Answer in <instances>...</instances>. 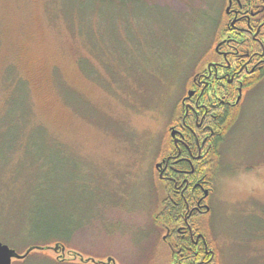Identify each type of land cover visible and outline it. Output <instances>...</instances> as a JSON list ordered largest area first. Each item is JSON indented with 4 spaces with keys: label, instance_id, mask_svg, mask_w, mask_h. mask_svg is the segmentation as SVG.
Masks as SVG:
<instances>
[{
    "label": "rangeland",
    "instance_id": "374dc122",
    "mask_svg": "<svg viewBox=\"0 0 264 264\" xmlns=\"http://www.w3.org/2000/svg\"><path fill=\"white\" fill-rule=\"evenodd\" d=\"M227 4L0 0V240L50 246L13 264H165L150 159ZM241 112L215 174L217 261L264 264V78Z\"/></svg>",
    "mask_w": 264,
    "mask_h": 264
},
{
    "label": "flooded vegetation",
    "instance_id": "af4514ba",
    "mask_svg": "<svg viewBox=\"0 0 264 264\" xmlns=\"http://www.w3.org/2000/svg\"><path fill=\"white\" fill-rule=\"evenodd\" d=\"M215 25L219 40L182 82L167 134L150 159L165 264H219L211 209L221 147L248 88L264 78V0H228ZM100 262L116 264L113 257Z\"/></svg>",
    "mask_w": 264,
    "mask_h": 264
},
{
    "label": "water",
    "instance_id": "95a60500",
    "mask_svg": "<svg viewBox=\"0 0 264 264\" xmlns=\"http://www.w3.org/2000/svg\"><path fill=\"white\" fill-rule=\"evenodd\" d=\"M240 100H241V96H239L238 101ZM59 248L60 247L57 244L54 249L59 250ZM31 251L32 249L29 248L28 250H26L25 253H19L15 248L11 247L9 244L4 243L3 241L0 240V264H13L14 259H18V260L25 259L31 253Z\"/></svg>",
    "mask_w": 264,
    "mask_h": 264
},
{
    "label": "trees",
    "instance_id": "16d2710c",
    "mask_svg": "<svg viewBox=\"0 0 264 264\" xmlns=\"http://www.w3.org/2000/svg\"><path fill=\"white\" fill-rule=\"evenodd\" d=\"M117 1H121V2H127V1H130V0H117ZM262 80V79H261ZM261 80H259V79H257V80H255L251 85H250V87L248 88L249 90H252V89H254V88H256L258 85H259V83H260V81ZM242 116V113L240 114V117ZM240 117H239V119H240ZM237 121H238V119L236 118V119H234L232 122H231V128L230 129H232V127L233 126H235V124L237 123ZM163 219H165V218H163ZM168 219V218H167ZM34 226V225H33ZM35 229L37 230L35 233H40V234H44V233H47V232H49V230H50V228H44L43 227V224L41 223V225H38V226H35ZM58 245H59V247H61V249L63 250V247H64V245H62V244H60V243H57ZM49 246H41V245H35V244H31V245H29V247H28V249L30 248V249H32V251H31V253L33 252V251H35V250H42V249H46V248H48ZM27 249V250H28ZM30 253V254H31ZM29 254V255H30ZM29 255L26 257V258H28L29 257ZM26 260V259H25Z\"/></svg>",
    "mask_w": 264,
    "mask_h": 264
}]
</instances>
